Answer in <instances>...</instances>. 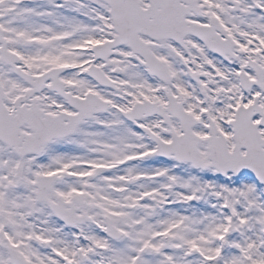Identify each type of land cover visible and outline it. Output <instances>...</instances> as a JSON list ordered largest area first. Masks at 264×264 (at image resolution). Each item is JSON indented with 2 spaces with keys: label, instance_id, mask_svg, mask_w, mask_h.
Instances as JSON below:
<instances>
[{
  "label": "snow or ice",
  "instance_id": "snow-or-ice-1",
  "mask_svg": "<svg viewBox=\"0 0 264 264\" xmlns=\"http://www.w3.org/2000/svg\"><path fill=\"white\" fill-rule=\"evenodd\" d=\"M0 264H264V0H0Z\"/></svg>",
  "mask_w": 264,
  "mask_h": 264
}]
</instances>
